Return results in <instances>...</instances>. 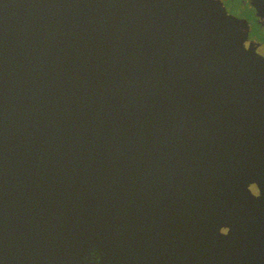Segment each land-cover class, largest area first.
Segmentation results:
<instances>
[{"label":"water","instance_id":"obj_1","mask_svg":"<svg viewBox=\"0 0 264 264\" xmlns=\"http://www.w3.org/2000/svg\"><path fill=\"white\" fill-rule=\"evenodd\" d=\"M264 46L218 0H0V264H261Z\"/></svg>","mask_w":264,"mask_h":264},{"label":"flooded vegetation","instance_id":"obj_2","mask_svg":"<svg viewBox=\"0 0 264 264\" xmlns=\"http://www.w3.org/2000/svg\"><path fill=\"white\" fill-rule=\"evenodd\" d=\"M218 1L224 11L239 23L251 44L264 46V0Z\"/></svg>","mask_w":264,"mask_h":264}]
</instances>
